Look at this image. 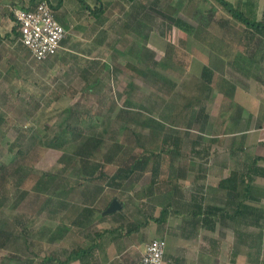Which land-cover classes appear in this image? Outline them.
I'll return each instance as SVG.
<instances>
[{
    "label": "rangeland",
    "instance_id": "obj_1",
    "mask_svg": "<svg viewBox=\"0 0 264 264\" xmlns=\"http://www.w3.org/2000/svg\"><path fill=\"white\" fill-rule=\"evenodd\" d=\"M52 1L55 3V0ZM73 1L82 3L80 0ZM85 1L88 3L91 0ZM146 1L150 3L146 9L150 19L144 21L147 26L143 33L148 34V44L144 36L139 34L138 37L137 31L132 28L135 19L128 18L129 32L126 31L125 13L118 12L121 6L112 3L107 4L108 10L101 19H94V15L88 11L71 17L62 45L55 54L44 60L32 56L28 47L12 32L13 19L0 11V185L10 181L7 184V198L0 206V219L8 220L10 228L21 234L13 239L15 241H9L7 247L0 248V264H29L31 259L33 264H37L40 257L49 251L66 257L71 247L94 242L93 230L103 233L102 237H95L101 239V248L99 252L96 249L95 254L99 259L102 257V261L100 259L98 263L94 255L91 257L93 264H136L145 244L153 237L163 236L165 225L181 223L179 217L173 215L166 224L151 218V215L157 217L160 214L162 204L156 197L151 199L150 195H146L148 192L145 188L151 178V174L146 172L134 189L114 192L111 187H105L95 204L90 236L73 229V219L84 203V200L81 203L76 197L80 198L81 193L92 194L91 187L87 191L84 187L93 183L85 181V186L82 183L76 185L83 177L66 172L59 158L64 152L75 151L88 137L91 138L90 143L94 144L92 135H116L122 142L136 145L130 128H116V124L112 123L110 132L104 133L123 107L139 111L141 118L152 115L162 120L168 131L180 130L175 133L182 139L179 144L181 155H175L172 159L171 152H164L162 168L165 172L170 171L172 161L173 168H188L186 177L181 178L185 198L190 197V192L211 193L210 187H216L220 174L213 173L214 168L208 163L216 145L225 147V133L229 130L226 118L231 120L234 111L229 106L233 98L219 88L220 76L223 74L227 79L224 87L229 88L231 81L237 89L236 93L240 92L239 89L246 86L245 79L251 77L246 73L249 49L257 47L258 40L248 44L249 33L244 31V26L215 0H160L155 2V9L154 0ZM231 1L237 7H246V0ZM177 2L181 3L179 14L194 24L205 20V16L210 18V13H213L211 21L205 23L208 45L164 21L158 10L169 8L167 3L177 5ZM70 6L74 8L73 4ZM220 20H226L228 24L223 26ZM10 30L11 36H7ZM144 45L149 46V51H154L153 57H145L150 64L155 58L162 60L167 59V55L171 56L168 61L159 62L157 68L172 83L161 86L152 84L128 65V62L142 64L140 58ZM204 66L213 69L210 82L202 75ZM191 101L196 107L203 104L208 112V122L203 130L199 121L193 120L190 126L185 124L186 105ZM133 126L139 130L138 125ZM143 131L146 134L145 142L151 144L150 130ZM220 133L223 134L221 140L216 135ZM213 138L219 141H213ZM196 139H200V143L195 149L193 143ZM27 140L33 141L34 146L27 154L18 155V148ZM103 148L95 153V158L101 157L106 147ZM136 149L142 151L138 146ZM19 163L25 165L24 168L32 167L33 171L23 176L20 184H16L19 181L18 172L21 171L16 170ZM105 169L112 172L115 166L108 164ZM43 171L50 176L47 178ZM96 181L104 184L106 180L100 178ZM23 191L29 192L20 199ZM116 193L126 202L124 211L128 218L136 221L148 219V223H143L138 231L128 233L123 238H109L111 234L104 231L117 223L113 218H102L103 209ZM61 198L69 204L67 207L56 202L55 199ZM57 231L65 233V236H58L53 243L49 242L48 239ZM171 231L173 233H167L165 237L177 249L178 237L174 235L177 230ZM42 233L46 234L45 238L40 237ZM182 233H189L188 229L182 230ZM23 234L32 238L29 246ZM194 242L197 245L201 243V246L211 243L226 248L236 243V237L231 225L220 222L215 231L202 228ZM194 242L193 239H183L181 250L188 251ZM262 243V256L257 258L254 255L253 260L264 261V237ZM186 253L183 251V254ZM173 258L171 252L166 263L173 261Z\"/></svg>",
    "mask_w": 264,
    "mask_h": 264
},
{
    "label": "trees",
    "instance_id": "obj_2",
    "mask_svg": "<svg viewBox=\"0 0 264 264\" xmlns=\"http://www.w3.org/2000/svg\"><path fill=\"white\" fill-rule=\"evenodd\" d=\"M63 1L64 0H58L57 5H61ZM80 1L83 3L84 7L89 9V12L95 15L96 18H101L106 10L103 0H98V4L94 7H91L85 0ZM158 1L160 0L153 1L154 9L155 2ZM215 1L224 10H226L236 22L245 26L244 31L246 30L247 33H249V37L253 38L258 32H264V17L257 19L251 13L241 9L240 7H237V5H235V3L231 0ZM52 5L54 6V4ZM139 5L141 6L139 13L141 16L138 18L137 22L134 24L135 26L132 28L135 31L141 32V23L142 21H147V18L150 19V13L146 11L147 6L145 3L143 4L142 2L139 3ZM167 5L169 8L158 10V12L163 16L164 21H167L170 26H176L177 28L188 32L199 39L202 43L206 45L209 44L207 34L204 33L205 30H207L205 28V23L211 21L210 18H212L213 13H210V18L205 16V20L202 19L201 21H198L197 24H194L179 14L181 9L180 2H177V5L173 3H167ZM129 14L130 13L127 15ZM10 15L12 19L15 20L12 26V32H14L19 37V29L15 12L10 11ZM223 18L224 17H222V19ZM220 24L225 26L228 23L226 20H220ZM124 26L127 31L129 29L128 19L124 21ZM8 35L10 36L11 32ZM144 39H148V35L145 36ZM144 46L145 48L142 49L143 56L140 58L142 64L140 65L137 63L135 64L128 62V65L137 70L145 81H149L152 84L161 86L165 83H172V80L157 68L159 62L161 63V61L164 60L168 61L167 59L171 58V56L167 55V59L163 58L162 60L155 58L153 60V64H150L148 63V58L145 57L146 55L148 57H153L154 51H149V46ZM202 75L210 82L213 79V69L209 66H204ZM220 77L221 80H219V88L227 95H232L235 89L234 83L229 81L230 87H224V84L227 83V79L223 74H221ZM186 107L187 111L184 114L186 126H190V124L193 123V120L195 122L199 121L201 123L200 128L203 130L208 122L207 118L209 116L208 112H206L205 106L203 104H199V106L196 107L194 102L191 101L187 103ZM140 115L141 113L139 111H130L129 109L123 107L117 113L116 118L111 120L108 128L106 127L104 129V133H106V131L110 132L112 123L116 124V128H130L135 136L136 145L130 146L127 143L122 142L116 135H110L109 137L104 134L92 135L95 140L94 144L90 143L91 138L88 137L83 143L77 146L75 151L64 152L60 156L59 160L64 164L63 169L66 172H72L79 177H83L81 179L84 181L81 180L79 183H76V185L80 186V183L84 185L87 181L88 183H93V185L90 186L84 185L86 191L90 189L89 187L92 188V194L86 193V195H82L83 193H81L83 197H81V195L79 196L80 198L76 197V199H78L81 203L82 200H84V203L80 205V211L73 219L75 225L73 229L82 233H86L87 236H90L89 229L91 227L90 224H92V216L96 211L95 204L96 201L100 199L99 195L105 190V187H111L113 190H115L114 192L120 191L121 189H134L136 184L141 180L143 174L149 172L151 174V178L149 184L145 188L146 190L144 189L148 192L146 195H150L151 199L156 197L158 202L162 204L159 216L156 217L151 215V218L162 223L170 211L176 212L179 210V208H182L185 211L188 210V218L183 219L184 224L182 225L183 231L188 229L189 233H183L187 237L192 236L195 230H197L199 227L215 229L218 222L224 223L227 221V219H230L233 221L235 229V245L240 246L242 243L244 245H248V247H250L249 254L251 259H254V255L255 257L259 258L263 244L262 239L264 237V207L249 204L244 199L240 198V173L237 170L232 171L228 176L220 179L216 188H210V190L213 191V194L215 192L214 197L218 196V190L224 191V194H221L219 198L218 204L208 200L207 193L206 195L201 196L191 194L190 197L185 198L180 180L181 178L186 177L188 168L185 166L173 168V161L170 165V171L165 172L162 168V156L164 152H171L170 155L172 159L175 155H181V153H179V144L182 139L175 133V131L180 132V130L172 129L168 131L165 128L164 122H162V120H159L152 115L141 118L142 115ZM133 125H138L139 130ZM72 128L75 127L72 126ZM142 128L143 130H150V133L148 134H151V144L150 142L149 144L145 142L146 134ZM199 143L200 139L194 140V148ZM34 144L35 143L33 141H25L18 148L17 154H27L28 151L32 149ZM103 146H105L106 149L105 147L103 148ZM137 146L141 148V152L136 149ZM102 148L105 149V151L101 153V157L95 158V153L97 151H102ZM108 164H113L115 166V169L112 172H108L105 169L106 165ZM2 167L4 168L5 166ZM24 167L25 165L21 163H19L16 167L17 171L21 170L18 172L19 181L16 184H20L22 182L21 178L23 176H28L30 171H33L32 167ZM43 172L47 178L50 176L47 171ZM61 178L62 181L63 177ZM100 178H105L106 181L104 184H99V182L96 181ZM9 182L10 181H5V183L0 185V206L4 204L7 198V194L9 192L7 184ZM63 183L64 182H62V184ZM28 192L29 191H23L22 194H20V199ZM114 197H117L121 201L122 207L114 210L110 214H103L104 216H112L111 218L117 222L115 225L105 228V232L110 233L112 236L114 234L113 237L118 238L138 229L140 226H142V222H144V224L148 223V219L145 221H135L128 218V215L124 211L126 207L125 200L121 199L118 193L114 194L111 199ZM111 199L107 202L105 208L109 205ZM55 200L60 205H63V207H67L68 203L64 202L65 199L61 198ZM50 201H52V199ZM69 201H71V203H75L74 200L69 199ZM48 203L49 201H47V204ZM215 215L216 217H214ZM125 226L126 231L124 230ZM87 232H89V234H87ZM92 232L94 233L92 240L95 239V237L97 238L103 236L102 232L96 230L91 231V233ZM64 234L65 233H60V231H57V234L54 233L48 240L49 242L53 243V241L58 236L64 237ZM20 235L21 234L18 235L10 228V223L8 220L3 218L0 219V248L7 247L9 241H15L13 239L19 238ZM23 235H25V241L29 246L31 244L32 238L27 236V234ZM40 237L45 238L46 234L42 233ZM253 248L255 251H252ZM94 250L95 243L91 242L87 245V247H83L79 244L75 247H71L66 257H61L60 254L49 251L46 253V255L40 257L37 264H71V260L80 255L94 257ZM33 262V259H31L29 264H33Z\"/></svg>",
    "mask_w": 264,
    "mask_h": 264
},
{
    "label": "crops",
    "instance_id": "obj_3",
    "mask_svg": "<svg viewBox=\"0 0 264 264\" xmlns=\"http://www.w3.org/2000/svg\"><path fill=\"white\" fill-rule=\"evenodd\" d=\"M37 1L38 0H21V1L0 0V11H3L4 14H8V16L11 17L10 11L15 12V10L20 7L34 6ZM49 1L52 4H54L53 8L55 15L57 19L62 24L65 25V27L70 22L69 19L71 17H75L77 13L80 14L84 11L89 12V9L87 7H84L83 3H78L77 1L64 0L61 5H57L58 0H55L54 1L55 3H53L52 0ZM126 1L129 2L127 3L125 2V0H103V3L106 6V10L103 15H105L108 10L107 4L117 3V5L121 6L119 9H117L118 12L123 11L127 19L133 18L137 22L138 18H140L141 16V14L139 15L141 8L139 3L143 2V4L145 3L146 6L150 5V3H148L146 0H126ZM245 2H246V7L242 8L240 6L241 9L251 13L257 19H261L264 17V0H246ZM71 4L74 5V8L70 6ZM88 4L91 7H94L95 5L98 4V0H91L88 2ZM2 7L3 9H1ZM128 13L130 14L127 15ZM101 18H96L94 15V19H101ZM12 21L14 24L15 20L13 19ZM141 24H142V26L140 27L141 32L137 31V34L138 37L139 34H142V36L145 37L148 34L147 33L144 34L143 31L147 26V24L146 22L143 21ZM242 26L244 25L242 24ZM11 30L6 33L7 36H9L8 34L11 32ZM127 32H129V30H127ZM257 35H259V37L258 36L256 37V35L253 38L249 37L247 42L248 44H250L251 42L255 43L256 39L258 40L256 41L257 47L255 46V48L249 49V53H248L249 60L247 67L245 66L247 75H251V77L250 79H248V77L247 79H245L246 82L244 85L246 86H243L242 89L240 88L239 89L240 92L236 93L237 89H234L235 91V93L233 92L234 96L228 95L229 97L233 98V100L230 101L229 106L231 108L233 107L234 111H233V115L230 117L231 120L230 119L228 120V117L226 118L227 120L226 123L229 126V130L227 133H225L226 135L225 147L221 148L218 145H216V148L214 149L215 152L212 153L213 156L210 158L208 165L214 168L212 171L213 173L220 174L217 183H215L216 187L221 178L226 177L232 171L237 170L240 173V177H241L240 187H239L241 191L240 198L244 199L249 204L264 207V76H263L264 32L261 33L258 32ZM145 40L148 44L147 41L148 39ZM238 94L239 96H237ZM216 135L220 140L222 139L223 134L220 133ZM217 139L213 138L212 140L215 141ZM181 187L183 188V185ZM210 188H214V186ZM193 192L194 195L197 196L206 195L205 193L206 191L201 193L199 192L196 193V191ZM217 193L218 196L214 197L215 192L213 194V191H211V193L208 191L207 199L210 200L211 202H215L216 204H218L219 198L221 194H224V191L218 190ZM191 194L192 192H190V196ZM187 212L188 210L185 211L182 208H179V210L176 212L170 211L167 214L166 219L163 220L162 222V224H166L168 220L169 221L171 220L172 215L175 217H179V219L181 220V223L179 225H175V226L165 225V229L163 228V231H165V233L162 234L163 236L161 237L164 238H166L165 234L173 233L171 231L172 229L177 230L175 231L174 235L178 237V244H179L178 245L179 247L175 249V245L171 244V242L169 243L168 239L166 238L167 239L166 258L168 259V256L171 252L174 256L173 261H171L170 263L169 261H167L168 263L166 264H251V263L264 264L263 260L259 261L258 259L255 260L251 259L249 254V247L248 245H244L243 243L240 246L238 245L236 246L235 245L236 243L234 242L232 244H229V246L226 248L221 247V245H214L211 243L204 244L203 246H201V243L197 245L198 243L194 242V240L199 235L200 230L206 227L197 228V230H195L192 236L187 237L186 235H184L182 233L181 224L184 218H188V215H186ZM102 213L106 214L103 211ZM111 217L112 216L110 215L109 216L103 215L102 218L108 219ZM214 217H216V215ZM219 223L220 222L216 224V227ZM224 223L231 225L233 232L235 234L233 221L227 219V221ZM140 228L141 226L134 231H138ZM206 229L209 231L216 230V228L215 229L206 228ZM113 236L110 235L109 238H114ZM123 236L124 235H122V238ZM185 238L193 239L194 242L188 247L189 248L188 251L181 250L182 247L180 248L183 239ZM100 240H101L100 238L99 239L95 238L94 240L95 250L93 256L94 255L96 256L97 254V253L95 254L96 249L98 250L101 248ZM83 247H87V245ZM144 249L145 247L143 248V251ZM183 251L187 253L183 254ZM262 251H263V247L260 256H262ZM96 258L98 263L100 259L102 261V257L99 259V257L96 256ZM71 264H93V263L90 256L80 255L73 258L71 260Z\"/></svg>",
    "mask_w": 264,
    "mask_h": 264
},
{
    "label": "built area",
    "instance_id": "obj_4",
    "mask_svg": "<svg viewBox=\"0 0 264 264\" xmlns=\"http://www.w3.org/2000/svg\"><path fill=\"white\" fill-rule=\"evenodd\" d=\"M20 41L32 56L44 60L62 45L67 29L56 17L49 0H38L34 6L15 10ZM167 239L153 237L145 245L137 264H166Z\"/></svg>",
    "mask_w": 264,
    "mask_h": 264
},
{
    "label": "water",
    "instance_id": "obj_5",
    "mask_svg": "<svg viewBox=\"0 0 264 264\" xmlns=\"http://www.w3.org/2000/svg\"><path fill=\"white\" fill-rule=\"evenodd\" d=\"M122 207V203L121 201L117 198L114 197L111 202L109 203V205L103 210L104 213H111L114 210H117L119 208Z\"/></svg>",
    "mask_w": 264,
    "mask_h": 264
}]
</instances>
